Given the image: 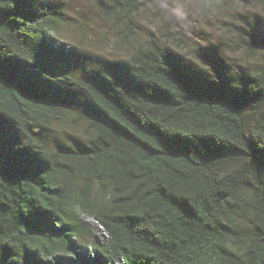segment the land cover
Here are the masks:
<instances>
[{
    "label": "trees",
    "instance_id": "trees-1",
    "mask_svg": "<svg viewBox=\"0 0 264 264\" xmlns=\"http://www.w3.org/2000/svg\"><path fill=\"white\" fill-rule=\"evenodd\" d=\"M138 0H100L124 27ZM53 7L0 0V264H264V71L150 38L115 74L59 71ZM264 50V26L250 25ZM74 116L87 141L37 138ZM106 238L88 244L78 218Z\"/></svg>",
    "mask_w": 264,
    "mask_h": 264
},
{
    "label": "rangeland",
    "instance_id": "rangeland-1",
    "mask_svg": "<svg viewBox=\"0 0 264 264\" xmlns=\"http://www.w3.org/2000/svg\"><path fill=\"white\" fill-rule=\"evenodd\" d=\"M36 1L56 11V37L69 48L59 71L72 76L115 74L150 38L204 66L221 65L235 79L264 71V50L246 34L250 25L264 26V0H138L128 27L104 17L100 0ZM36 136L49 147L79 145L87 141L86 124L70 115L50 119ZM77 224L81 239L93 244L95 226L79 218Z\"/></svg>",
    "mask_w": 264,
    "mask_h": 264
},
{
    "label": "built area",
    "instance_id": "built-area-1",
    "mask_svg": "<svg viewBox=\"0 0 264 264\" xmlns=\"http://www.w3.org/2000/svg\"><path fill=\"white\" fill-rule=\"evenodd\" d=\"M84 220L89 221L93 226L97 227V235L100 238H106L105 231L102 229L101 225L97 223V221L91 217H84Z\"/></svg>",
    "mask_w": 264,
    "mask_h": 264
}]
</instances>
